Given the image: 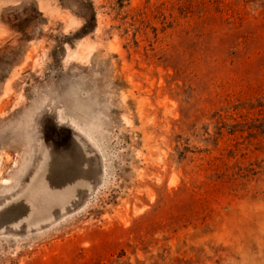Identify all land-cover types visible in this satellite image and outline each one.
Segmentation results:
<instances>
[{
  "label": "rangeland",
  "instance_id": "rangeland-1",
  "mask_svg": "<svg viewBox=\"0 0 264 264\" xmlns=\"http://www.w3.org/2000/svg\"><path fill=\"white\" fill-rule=\"evenodd\" d=\"M90 1L0 0V264H264V0Z\"/></svg>",
  "mask_w": 264,
  "mask_h": 264
},
{
  "label": "trees",
  "instance_id": "trees-1",
  "mask_svg": "<svg viewBox=\"0 0 264 264\" xmlns=\"http://www.w3.org/2000/svg\"><path fill=\"white\" fill-rule=\"evenodd\" d=\"M62 6H66L71 9V6H67L62 4ZM36 13L40 14L35 9ZM74 13L83 19V24L80 28L81 36L87 34L88 32L92 31L96 25V12L95 8L90 0H80L77 5V10H74ZM12 28H15L17 24H13L14 22H8Z\"/></svg>",
  "mask_w": 264,
  "mask_h": 264
}]
</instances>
